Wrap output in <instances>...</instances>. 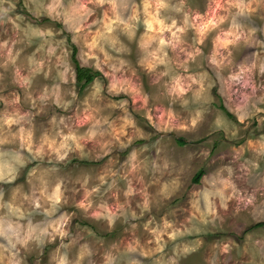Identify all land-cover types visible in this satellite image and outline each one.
<instances>
[{
	"label": "rangeland",
	"instance_id": "rangeland-1",
	"mask_svg": "<svg viewBox=\"0 0 264 264\" xmlns=\"http://www.w3.org/2000/svg\"><path fill=\"white\" fill-rule=\"evenodd\" d=\"M164 5L0 0V264H264V0Z\"/></svg>",
	"mask_w": 264,
	"mask_h": 264
},
{
	"label": "clouds",
	"instance_id": "clouds-1",
	"mask_svg": "<svg viewBox=\"0 0 264 264\" xmlns=\"http://www.w3.org/2000/svg\"><path fill=\"white\" fill-rule=\"evenodd\" d=\"M78 2L80 3V8L81 10L86 9V4L87 3H99V4H104V3H111V4H115V0H78ZM62 3V0H54V4L56 7H59L60 4ZM164 0H157V7H164ZM51 7V6H50ZM153 23L161 25V27L159 29H153ZM145 24L147 26V28L152 31H159V32H163L165 31V26L163 24L162 20H156L155 18H153V20H147L145 21ZM175 27V21H173L172 25L170 27H167V31H172V28ZM112 29L111 27L108 28V31L110 32ZM81 31V28L77 29V32ZM178 32H183L182 28H177L175 32H172V36L176 39H178L177 33ZM49 35H51V33H49ZM171 43V41H166L165 39H163L162 37L159 40V44L161 45V47H163L164 45ZM160 63H163V60L159 61ZM25 83H27V81H25ZM182 91V90H181ZM197 117H199V113H197ZM5 123L11 125L13 123H15L14 120L12 119H8L5 121ZM191 124L193 127H195V125L197 124V119H193L191 121ZM30 138V137H29ZM77 137L70 133L69 135L63 136L62 142L60 143L58 148H54L52 146V144H49V148L52 149V151H54L56 153V158L59 161H63L65 160L66 156H67V151H64L63 153H61L62 149H67L68 148V141H76ZM0 143H3V141H0ZM55 142L53 141V144ZM77 147H79V145H77ZM28 150L31 151V146H28ZM40 150H37V155L39 154ZM17 163L20 164L21 166H23L24 161L22 159H20L19 157L17 158ZM14 169L11 167H8L7 171L4 170L3 167H0V181H5L7 180H13L15 179V175L14 173ZM62 188H63V184L62 182H57L54 186V188L52 189L51 194H48L47 192V188H42L40 191V195L38 197H36L35 199H33L31 201L32 205L34 208L40 209L43 208L44 211L48 214V215H52L57 211V206L61 205L62 200H63V192H62ZM93 191H95V189H93ZM130 194L129 193H126ZM249 203H251V201H249ZM45 205H47V207H45ZM80 207H85V205L83 203H81L79 205ZM147 205H145L146 207ZM0 207H3V205H0ZM10 210H11V206H9ZM94 215L99 216L100 213H94ZM11 227V226H9ZM51 227V225H50ZM54 231H56L59 235L64 236L67 233L63 231V227L62 225H57L54 227L53 229ZM46 231V229H45ZM4 235V229L0 228V236ZM33 237L31 234L26 233L25 234V238L23 240L24 244H27L29 240H31ZM60 264H66V261L64 259L60 260Z\"/></svg>",
	"mask_w": 264,
	"mask_h": 264
},
{
	"label": "trees",
	"instance_id": "trees-1",
	"mask_svg": "<svg viewBox=\"0 0 264 264\" xmlns=\"http://www.w3.org/2000/svg\"><path fill=\"white\" fill-rule=\"evenodd\" d=\"M67 40H68V36H67ZM68 44L70 46V58L73 63L75 82L78 85V87L85 86V84H87L98 73V71L95 69H91L88 66L80 65L76 57V50H77L76 45L73 42H69ZM219 106L225 110V108L221 103L219 104ZM225 112L228 114L226 110ZM176 141L182 142L180 138H177ZM79 161L85 163H94V161L92 160H79ZM201 174H202V170L198 169L192 176V181L197 182ZM262 224H264V220H258L254 222V225H262Z\"/></svg>",
	"mask_w": 264,
	"mask_h": 264
}]
</instances>
